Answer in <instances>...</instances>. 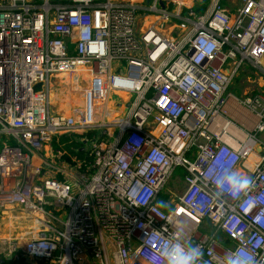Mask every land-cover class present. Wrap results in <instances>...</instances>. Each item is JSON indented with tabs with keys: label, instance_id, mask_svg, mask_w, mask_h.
Wrapping results in <instances>:
<instances>
[{
	"label": "built area",
	"instance_id": "1",
	"mask_svg": "<svg viewBox=\"0 0 264 264\" xmlns=\"http://www.w3.org/2000/svg\"><path fill=\"white\" fill-rule=\"evenodd\" d=\"M188 1L0 0V208L32 217L26 255L167 264L180 243L200 246L198 264H264V96L227 92L243 63L264 73V0L198 14ZM140 11L158 26L138 30ZM171 18L178 37L159 27ZM81 69L96 76L92 107L51 111L52 77ZM100 85L121 115L109 101L95 111ZM70 134L81 155L51 165L45 148ZM177 166L183 190L166 203ZM233 173L251 179L246 193L232 194Z\"/></svg>",
	"mask_w": 264,
	"mask_h": 264
},
{
	"label": "rangeland",
	"instance_id": "2",
	"mask_svg": "<svg viewBox=\"0 0 264 264\" xmlns=\"http://www.w3.org/2000/svg\"><path fill=\"white\" fill-rule=\"evenodd\" d=\"M165 4L167 10H171L172 12L175 10V6L171 3L165 2ZM187 4L192 7L194 6L190 2V0ZM205 5H207V3H205ZM194 7L195 12L198 14L200 11L196 8V5ZM148 14L153 13L150 12L145 15ZM178 21L179 19L171 18L169 22L164 23L163 26L160 25L159 27L164 29L163 31L165 32V34L178 37L181 34L179 28H176L175 26ZM248 67L249 66L246 62L242 64L237 75L233 79L232 83L229 85L227 92H231L241 99L246 96L255 95L257 93H261L264 96V82L263 87H260L258 83L259 76L261 74H253ZM66 77L67 80H69L67 84H69L70 88L69 97L67 99L69 110H63V112L68 115L76 116V114L78 113V106L81 105V102H79V100L82 98V100L85 101V96L83 93L87 92V88L89 89L90 87H92L93 84L96 83L94 81L96 76L93 74H87L85 69H81L75 73L67 74ZM256 78L258 80H256ZM97 89L100 92L101 96H103L105 92L103 93L102 85L97 87ZM90 97V105L87 104L86 106L89 105L90 107H92L94 95L92 94V96L90 95ZM58 98L59 97H56L54 98V100H51V102L53 101L52 105L53 103L55 104ZM106 101H109V103H107L109 118L113 119L114 117L121 115L118 110L116 111L113 105V103L119 101V97L117 95H111L110 97H107L106 94L104 96V99L96 101L94 105V109L98 114H102V111L104 110V103ZM122 109H124V107ZM77 133L81 134L83 132ZM256 137L262 144H264V131L258 133ZM5 141L6 139L4 137H0V146ZM182 182V169L180 166H177L175 167L169 181L162 189V191L164 192L162 194V200L166 203L175 201L177 197L182 193ZM60 217L61 219H64L65 213L61 214ZM31 226L32 217L27 212L21 211L16 208H0V264H54L53 260H35L34 258L25 254L24 245L26 241L25 239L27 238L26 233L29 231V228H31ZM111 252L112 251L109 250V252L107 253L108 264H114ZM80 264H99V262L98 260H95L93 256H85L84 260Z\"/></svg>",
	"mask_w": 264,
	"mask_h": 264
},
{
	"label": "crops",
	"instance_id": "3",
	"mask_svg": "<svg viewBox=\"0 0 264 264\" xmlns=\"http://www.w3.org/2000/svg\"><path fill=\"white\" fill-rule=\"evenodd\" d=\"M137 1L142 3V2H145L146 0H137ZM168 1L169 0H167V1L165 0V2H167V3H168ZM209 1L210 0H190L192 5L197 6L196 8L200 11L199 13L203 12L208 7ZM205 3H207V5H205ZM222 4H224L225 9H227L229 12L234 11L240 5L237 0H222ZM194 6H193V9L195 8ZM145 14H146L145 11H140L138 14L137 25H136L138 30L145 28L146 26H151V25L158 26L159 22L156 18V15H154V14L145 15ZM163 30L164 29L162 28V31ZM246 63L249 66L248 67L249 70L253 74H258V73L261 74V75L259 74L260 76H259L258 83H259L260 87H263L264 73L259 68L253 67L249 62H246ZM243 70H244V68H243ZM66 76H67V74L66 75L65 74L55 75L52 77L50 84H49L50 108H51V111L56 112V113H58V112L64 113L63 110H69L68 109L69 105L67 104L68 103L67 99L69 97L70 88H69V84H67V82H69V80H67ZM256 80H258V79L256 78ZM83 94L85 96V101L82 100V98H81L79 100V102H81V104H85V105L89 104L90 105V103H89L90 99L89 98H91V97L89 96L90 95L89 91H87ZM56 97H59L57 99V101H59V102L56 101L55 104L53 103V105H52L53 101L51 102V100H54V98H56ZM52 108H53V110H52ZM59 110H61V111H59ZM55 143H56V145L53 146V144H51L50 146H47L44 150L46 153H48V150H50V148L54 147L52 150H54L55 155L51 154L48 158H46L47 161L49 160L52 162V164L50 163L51 165H53V166L55 165L58 167L62 166L64 164V162L69 160V158H72V156H77V155H73L71 152H69L67 149L64 148V146H63L64 142L59 143V140H56ZM65 158H66V161H65ZM47 172L53 173V170L51 168H49V171L47 170Z\"/></svg>",
	"mask_w": 264,
	"mask_h": 264
},
{
	"label": "clouds",
	"instance_id": "4",
	"mask_svg": "<svg viewBox=\"0 0 264 264\" xmlns=\"http://www.w3.org/2000/svg\"><path fill=\"white\" fill-rule=\"evenodd\" d=\"M251 183L249 177L236 173H233L227 179V184L234 196L239 195L241 192L246 193L250 189ZM202 256L203 252L199 245L185 248L180 243H175L168 252L167 264H198ZM226 264H246V262L239 255L234 254L227 258Z\"/></svg>",
	"mask_w": 264,
	"mask_h": 264
},
{
	"label": "trees",
	"instance_id": "5",
	"mask_svg": "<svg viewBox=\"0 0 264 264\" xmlns=\"http://www.w3.org/2000/svg\"><path fill=\"white\" fill-rule=\"evenodd\" d=\"M79 137L80 135L78 134L59 135L53 139L52 144L53 146L56 145V140H59V143L64 142V148L71 152L73 155H77L79 157L81 155V151L79 149L83 145L82 141L79 140ZM76 149L77 151H75Z\"/></svg>",
	"mask_w": 264,
	"mask_h": 264
},
{
	"label": "bare ground",
	"instance_id": "6",
	"mask_svg": "<svg viewBox=\"0 0 264 264\" xmlns=\"http://www.w3.org/2000/svg\"><path fill=\"white\" fill-rule=\"evenodd\" d=\"M102 88H103V86H102ZM103 93H104V90H103ZM104 95H105V94H104ZM119 95H122V94H119ZM87 107H88V109L91 108L89 105H88ZM85 108H86V105H85V104H81L80 106H78V110H84ZM88 109H87V111H88ZM87 111H86V112H87ZM85 114H86V113H85ZM86 115H87V114H86ZM254 159H256V158L254 157V155H251L249 162L252 161V160H254Z\"/></svg>",
	"mask_w": 264,
	"mask_h": 264
}]
</instances>
